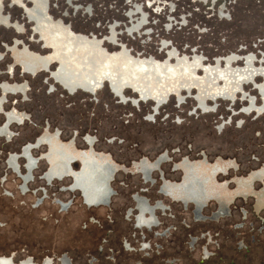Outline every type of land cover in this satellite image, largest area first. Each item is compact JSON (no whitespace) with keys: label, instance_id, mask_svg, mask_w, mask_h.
<instances>
[{"label":"rangeland","instance_id":"rangeland-1","mask_svg":"<svg viewBox=\"0 0 264 264\" xmlns=\"http://www.w3.org/2000/svg\"><path fill=\"white\" fill-rule=\"evenodd\" d=\"M1 16L6 19L0 20V111L6 119L13 114L11 121L21 120L18 113L25 118L10 124L15 133L10 139L0 136V255L14 261L31 257L38 264L44 257L59 264L62 256L69 264H264V207L255 209L254 195L235 197L226 216L196 221L190 207L159 195L156 184L146 185L131 171L133 161L163 153L173 162L200 163L197 168L204 158L231 161L234 166L216 178L234 189V176L261 168L264 110L247 108L250 99L255 106L263 103L264 0H0ZM70 40L85 44L73 46ZM87 42L96 47L91 61L83 52ZM232 55L230 68L244 69L251 58L257 71L233 97L213 100L204 69L217 60L223 68ZM194 57L200 62L192 73ZM66 58L79 70L77 80L91 70L110 73L93 92L82 86L71 91L54 76ZM117 78L129 82L121 87L125 101L111 88ZM216 86L226 87L222 78ZM160 94L165 97L159 101ZM40 136L55 153L61 149L53 142L77 151L91 147L127 167L111 182L110 205L90 207L77 191H60L69 179L50 185L38 179L48 166L41 157L45 144L31 150L41 159L30 191L23 192L7 158ZM17 162L24 167L22 158ZM162 168L166 179L180 177L170 163ZM262 180L253 183L254 190ZM137 192L168 205L157 212L153 230L136 229L125 214ZM215 208L210 201L204 215ZM143 241L150 244L146 250Z\"/></svg>","mask_w":264,"mask_h":264},{"label":"flooded vegetation","instance_id":"flooded-vegetation-1","mask_svg":"<svg viewBox=\"0 0 264 264\" xmlns=\"http://www.w3.org/2000/svg\"><path fill=\"white\" fill-rule=\"evenodd\" d=\"M36 14H41V11L39 9L36 10ZM6 19L5 16H1L0 20ZM38 28V27H37ZM72 42V45H76L74 41ZM87 54L88 61H91L92 59L90 56L96 52H93V50H83ZM235 55L228 56L225 58V67L221 68L219 65V61L217 60L215 62V65L212 67H207L204 69L206 74V80L207 83H209L210 88L208 89L207 95L211 99H215L217 97L222 98H231L234 96V92L238 89H241V84L243 81H250L252 80L254 73L257 71L252 68L251 65V58H247L246 60V67L244 69H232L230 68V62L231 59ZM87 60H84V62ZM151 59L146 60V65L149 64ZM200 60L197 57L193 58V61L191 64H189L188 68L194 72L195 67L199 64ZM96 63V62H95ZM95 63L92 64V67L95 66ZM35 65L30 64L29 69H33ZM77 67L72 65L71 62L66 58L65 60L61 61L60 66L58 67L57 71L54 73L55 78L60 81L66 88L69 90H74L77 86H82L85 89L93 92L97 86H99L102 83V80L106 77H108V73H110V70L102 71L99 75H97L96 72L92 71L87 74L86 79L77 80L74 76L77 75L76 72L79 71L76 69ZM261 72L264 73V67L260 69ZM9 73V72H7ZM222 78L224 81V84L226 87H218L217 80ZM4 83V82H3ZM128 80H120V78H117V81H111V88L113 92L117 94V97H121L122 101H125V98L121 94V87L122 84H128ZM8 84V83H7ZM182 83L181 85H183ZM180 85V84H178ZM189 86V84H186ZM6 88H10L11 90H15L17 87L15 86H9ZM21 88V87H20ZM11 93V92H10ZM261 94L263 98V103L261 106H255L253 103V100L250 99L249 106L247 110H254L256 113H260L262 110H264V85L261 86ZM119 95V96H118ZM143 97H146L148 95V92H142L141 94ZM119 97V98H120ZM165 96L163 94L159 95L158 100L164 99ZM2 103V102H1ZM157 104V102H156ZM198 106L202 111H206L207 105L203 101V99L198 100ZM157 109V105L155 107ZM10 111V110H9ZM17 113V112H16ZM0 114L3 115L4 121L0 123V136L4 137L5 139H10L12 136L15 135L14 132L9 130V126L12 123L21 124L22 120L25 117H22L23 114H20L21 120L16 121L12 120L14 118L13 114H8L7 119L5 116V112L0 111ZM45 139L44 136H40L36 138L32 143H24L20 149L17 152H12L9 154L7 158V163L10 165L11 169L22 182V185L20 186V189L25 191L28 190V183L31 182L34 179V175L32 172L36 169L38 161L41 159L39 157H32L31 150L39 147L41 144L47 145V152L41 156L42 159L46 161V164L48 165L47 168L40 173L38 176V179H42L45 182V185L52 184L53 181H63L65 179H69L68 184L62 185L60 191H77L80 195L82 200L85 202L87 206L90 207H103L108 206L111 203L113 191H112V180L115 179V175L119 170H128L127 167L125 168L123 165L117 164L113 162L110 159L105 158L104 155L98 152H94L93 149L90 147L88 151H77L70 149V146L72 144L64 145L62 143L57 144L54 143L56 146L63 147L67 154L69 153L70 161L68 162V169L71 172H65L62 173L61 176L52 173L51 167L56 165L54 162V157L57 154V157L63 155L65 152L64 150H59L53 152L50 148V145ZM90 142V140H88ZM91 145V144H90ZM84 153H87V155L94 157L98 160V162H101L105 165V171L103 167L100 169H97L95 165H88L89 167L86 169H83L81 173H79L78 178L75 179L74 173H77L82 168V160L81 157ZM13 156V157H11ZM24 160V167L21 168V166L18 164V159ZM86 163L87 160H84ZM203 161V167H198L200 163H197L195 161L188 160L187 158H182L177 162H173L171 160V157L167 155V153L160 154L156 156L153 160L149 161L146 158H140L139 160L133 161L131 163V171L135 174H138L141 176V179L143 180V183L146 185H157V193L161 196H164L168 199H170L172 202L179 203L181 207L184 209H188L189 207L192 209V214L195 217L196 221H204V220H216L219 219L221 216H226L229 211V204L232 202V200L235 197H247L249 195L255 196V209H259L264 207V182H262V187L259 190H254L253 183L255 181H263L262 178H253L252 174L258 172L259 170L261 173H264V163L261 164V168L249 172L248 175L243 176H234L232 178V181L235 184L234 189L228 188V180L218 181L217 176L219 174H224L227 172L228 168L231 166V161L227 163L226 165L219 163L218 161H214L209 163L205 158ZM223 162V161H222ZM73 163H77V169L73 168ZM147 164L148 170L144 173L143 170L140 169L141 164ZM170 163L171 166H173V170L180 171V177L177 181L168 180L165 177V173L163 170V165ZM110 165L112 167L111 174L107 179L106 183V196L103 198V192H104V186L100 185V181L105 180V176L109 173L107 170L110 171L109 167ZM191 165L194 167L192 170L193 172L197 173L196 178L201 180L203 182V192L200 193V197H197L198 199L195 200L191 198L190 196H187L183 190V185L185 183H189V181L186 180L187 176V169H189V166ZM230 165V166H228ZM234 166V164H232ZM156 173L157 178L154 177V174ZM191 178V177H190ZM76 180V181H75ZM77 180H90L92 185H87L84 182H78ZM96 187H95V186ZM78 186V187H76ZM85 195V198L88 202L90 201H98L96 203H87L83 192ZM38 190L43 191L44 188L39 187ZM144 191V190H143ZM44 193H46L44 191ZM134 206L126 209V216L130 217L132 216L133 221L135 222V228L136 229H148L153 230L158 226L159 219L157 216V212H165L167 210L168 205L163 201V199H156L152 202L149 201V199L143 195H141L139 192L134 193L133 196ZM100 200V201H99ZM210 201H216V208L211 212L209 216L204 215V208L208 206ZM59 205L62 207H66V204L64 202H58ZM197 238H192L191 244H193L196 241ZM149 243L146 241H143L141 246L142 250H146L149 248ZM205 254H207V250L205 249ZM0 264H38L36 263L31 257H26L17 261H14L12 256H3L0 255ZM40 264H53V260L50 257H44ZM59 264H69L68 258L66 256H62L59 260Z\"/></svg>","mask_w":264,"mask_h":264},{"label":"crops","instance_id":"crops-1","mask_svg":"<svg viewBox=\"0 0 264 264\" xmlns=\"http://www.w3.org/2000/svg\"><path fill=\"white\" fill-rule=\"evenodd\" d=\"M80 43L85 44L84 40H79V41H75V44L76 45H74V46H78V44H80ZM89 46H92L93 48L91 49V48H89ZM86 47L87 48H85V50H96V47H95V45H93V43L87 42L86 43ZM5 86L6 85H3L4 89H5ZM6 87H9V86H6ZM8 89H10V88H6L5 90H8ZM53 145H55L54 142H53ZM55 147L58 148V149L64 150L65 153L63 155L59 156V157H57V155H55V157H54V160L55 161L54 162L56 163V165L55 166L53 165L51 167L52 173H56V174H58V175L61 176L62 173L71 172L68 169L69 168L68 167V162L70 161V158L72 156H70L69 153L67 154L66 150L63 147H59V146H56V145H55ZM11 157H13V156H11ZM81 160H82V168H81V170L79 172L73 174L74 177H75V179L78 178L79 173H81L83 169H86V168L89 167L88 166L89 164L90 165H95L97 169H100V168L103 167V169L105 171V165L102 164L101 162H98V160L95 159L94 157L87 155V153H84L83 154V156L81 157ZM84 160H87L88 163H86ZM188 166H189V169H187L186 180L189 181V183L187 182V183H185V185H183V190H184L185 193H187L186 194L187 196H190L191 198L197 200L198 199L197 197H200V193L203 192V182L201 180H199V179L196 178L197 173H195V172L192 171L194 169V167L191 166V165H188ZM107 167H109V169H110V171L107 170V172H109V173L105 176V180L104 181H100L99 182L100 185H103L104 186L103 198H105V196H106V190H107L106 189V183H107L108 177L111 174V169H112V167L110 165H108ZM148 168L149 167H148V165L146 163L145 164H141L140 169L143 170L144 173L148 170ZM262 168L258 172L252 174V176H251L252 179L253 178H262V176H264V173H261L260 172V171H262ZM104 173H106V171ZM77 181L78 182L80 181L82 183L84 182L83 180H77ZM84 183L87 184V185H92L90 180H85ZM76 187H78V186H76ZM81 191H82V189H81ZM83 195H84V192H83ZM84 198H85V195H84ZM85 200H86V198H85ZM86 202L87 203H96L98 201H90V202H88L86 200Z\"/></svg>","mask_w":264,"mask_h":264},{"label":"bare ground","instance_id":"bare-ground-1","mask_svg":"<svg viewBox=\"0 0 264 264\" xmlns=\"http://www.w3.org/2000/svg\"><path fill=\"white\" fill-rule=\"evenodd\" d=\"M44 1H46V0H44ZM203 1H204V0H203ZM214 1H215V0H214ZM44 3H45V2H44ZM41 4H42V3H41ZM42 6H43V5H42ZM141 19H142V18H141ZM141 19H140V20H141ZM140 22H141V21H140ZM139 24H140V23H139ZM73 46H74V45H73ZM83 49H84V48H83Z\"/></svg>","mask_w":264,"mask_h":264}]
</instances>
